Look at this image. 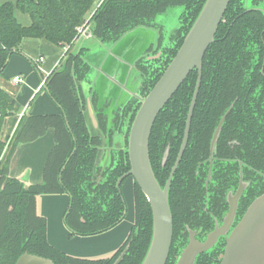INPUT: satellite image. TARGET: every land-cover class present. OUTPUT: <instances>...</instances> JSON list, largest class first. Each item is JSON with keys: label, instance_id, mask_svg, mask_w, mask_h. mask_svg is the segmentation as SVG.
<instances>
[{"label": "trees", "instance_id": "trees-1", "mask_svg": "<svg viewBox=\"0 0 264 264\" xmlns=\"http://www.w3.org/2000/svg\"><path fill=\"white\" fill-rule=\"evenodd\" d=\"M206 1L105 0L97 9L95 0H17L15 4H2L0 0V77L10 58L21 52V43L25 39H41L58 47H72L77 29L88 22V15L94 10L89 21L94 39L110 45L134 29L152 27L154 20L170 8L184 7L180 26L171 35L173 45L161 47L153 65L143 74L140 93L147 96L182 47ZM252 3L256 4L257 0ZM245 4L246 0H231L214 44L204 57L191 138L169 190L174 239L167 264H176L177 236L187 224L182 219L190 210V192L185 176L194 181V171L202 157L208 158L214 131L233 103L234 108L221 131L219 155L225 153L228 160H243L244 157L255 172H261L264 167V76L260 71L264 62V12L248 10ZM16 10L31 18V26L19 24L15 18ZM69 52L45 83L62 115L23 117L9 146L0 138V264H16L27 254L48 259L53 264H115L127 247V255L120 264H142L152 240L153 218L149 202L137 184L134 189L136 226L126 245L110 259H78L55 249L46 240L45 219L36 211L40 195H71L65 223L73 235L86 237L115 228L126 210L123 195L119 194L116 184L131 169L128 154L121 153L117 165L105 171V181L96 185L93 173L100 156L98 146L101 139L89 132L85 116L86 97L81 90V83L89 77L91 66L84 59V53L75 55ZM197 80L198 73L193 71L159 114L152 131L150 163L163 188L180 151ZM140 106L139 103L128 104L126 110L131 113L129 126ZM19 111L16 100L0 89V132L4 120ZM100 118V127L105 130L103 121L106 119ZM51 128L55 129L56 146L45 164L44 182L26 187L16 179H9V164L15 148L38 139ZM234 140L240 145L232 148L229 143ZM168 145L171 152L166 166H163L161 160ZM225 171L233 176L237 165L229 163ZM255 189L257 196L263 194L262 179L256 181ZM218 259L214 262L203 257L197 264H218Z\"/></svg>", "mask_w": 264, "mask_h": 264}, {"label": "water", "instance_id": "water-1", "mask_svg": "<svg viewBox=\"0 0 264 264\" xmlns=\"http://www.w3.org/2000/svg\"><path fill=\"white\" fill-rule=\"evenodd\" d=\"M230 2L231 0L206 1L197 20L184 38L182 47L173 57V60L165 69L162 77L152 88L153 90L142 100L141 107L131 126L128 143L131 169L129 173L119 178L117 188L120 189L121 183L126 180V178L132 177L140 187L142 193L145 194L150 208L152 209V240L142 264H166L169 259L174 227L172 211L169 204V190L173 181V175L180 165V161L186 150L185 147L192 121L191 117L200 92L204 57L209 48L214 44L215 36L219 29L218 27L226 15ZM157 33H160V30L157 28L153 30L152 28L139 27L125 34V36L116 43L104 45L98 41L101 46L105 47V52H100L97 49L95 51L89 50L88 54L99 52L100 56L103 53H105L106 56L108 55V59H104V55L102 56L107 71H101L108 76L111 81L103 79L97 84L100 86L103 82L100 104L107 99H114V97L119 94L118 87H128V84L125 85V83L128 76H130L129 74L132 72L133 76L136 75V65L145 57L152 45H155L156 41L160 38V34L157 36ZM143 38H150V40H140ZM126 42L127 44L124 47L123 45ZM140 43L143 44V55L140 57L132 56V52L139 48L138 44ZM109 59L112 61L111 64L108 62ZM112 67H114L113 72L106 73ZM92 69L95 68L91 65V70ZM193 71L199 73V79L188 116L189 120L185 132V140L181 147L182 149L176 161V165L170 175V179L163 188L157 178H155L152 164L150 163L149 143L152 136L151 132L157 121L158 115L167 106V103ZM131 82L132 80L130 83ZM112 110L114 111V109ZM236 207V202H234L232 204L231 213L225 220V226L211 235L207 243L201 245L191 238L192 242L190 246L184 251L177 264H194L196 258L208 250L212 244L217 241L220 235L226 234L233 222L232 220ZM242 220L243 221L234 229L231 234L232 236L228 240L227 252L221 264H264V195L251 204V207ZM122 259L123 257H121L116 264H119ZM16 264L53 263L50 260L27 254L23 255Z\"/></svg>", "mask_w": 264, "mask_h": 264}, {"label": "crops", "instance_id": "crops-1", "mask_svg": "<svg viewBox=\"0 0 264 264\" xmlns=\"http://www.w3.org/2000/svg\"><path fill=\"white\" fill-rule=\"evenodd\" d=\"M97 1V0H96ZM17 0H1L2 4L13 3ZM15 18L19 24L29 27L32 24L31 18L22 13L15 11ZM154 30V29H153ZM156 30V29H155ZM159 36V33H157ZM157 43V41H156ZM153 46V45H152ZM92 47V48H91ZM94 48V49H93ZM70 47L62 48L54 44L48 43L41 39H25L21 43V52L14 54L9 62L3 76L0 77V89L5 93H9L13 97L20 111L10 115L4 120L1 128L0 138L2 143L9 146L13 135L17 131L23 117H53L62 115V110L49 96L45 83L52 72L59 67L66 58V53ZM72 49V48H71ZM98 50L105 52V47L101 46L96 39L86 52L89 50ZM104 55V59H108V55ZM43 58V62L39 59ZM105 61L99 68L91 70L89 83L83 84V91L87 99V110L85 112L86 121L89 131L92 135H101L98 120H96L95 109L92 105L90 89L95 87L97 95L98 109H103L107 116L109 124V132H113V138L110 139V133L104 137V144L101 146L102 152L99 156L98 165L101 167L111 166L113 154L119 149L125 147V131L116 130L115 114L120 107L127 104L129 100L138 95L139 83H135L132 72L129 74L127 81L128 87H118L119 94L107 99L100 104L101 90L97 84L103 79L111 81V79L103 74ZM112 67L108 72H113ZM102 70V71H101ZM136 76V75H135ZM20 78L22 82L16 83L15 79ZM132 82L130 83V81ZM96 84V86H94ZM99 94V95H98ZM114 109V111L112 110ZM102 136V135H101ZM111 141L113 145L111 146ZM56 146L55 129H48L38 139L31 142L19 144L14 151L9 164V179H16L22 182L26 187L40 185L43 183L45 164ZM124 194L127 200L129 215L130 207L134 208L133 180L124 186ZM70 197L66 194L40 195L37 199V211L39 216L46 220L48 231L47 239L50 244L69 256L82 259L98 260L107 258L115 254L116 250L126 241L131 227L134 225L135 208L131 211V221L127 219L115 229L101 233L97 236L79 237L71 235L65 225V215L68 212Z\"/></svg>", "mask_w": 264, "mask_h": 264}, {"label": "flooded vegetation", "instance_id": "flooded-vegetation-1", "mask_svg": "<svg viewBox=\"0 0 264 264\" xmlns=\"http://www.w3.org/2000/svg\"><path fill=\"white\" fill-rule=\"evenodd\" d=\"M252 1L253 0H246L245 5H246L248 10H252V11H259L260 10V11L264 12V10L259 7L260 3L264 2V0H257L256 4H253ZM172 8H176V7H172ZM172 8H170V9H172ZM181 8H184V7H181ZM169 10L167 12H169ZM167 12L159 15L157 18L162 17L163 15L167 14ZM182 15H183V12H182ZM157 18L152 23V27H149L152 29L154 27H156L158 30H160V33H159L160 38L157 41V46L153 45L151 47V49L148 51V53L145 55V57L142 58L140 60V62L135 67L136 76L134 75L133 77H135L134 78L135 83L136 82L139 83L138 95L136 97H134L133 99L129 100V102H127V104L123 105L117 112H114L115 120H116L115 121L116 130L119 132H122L123 129H126V131L124 133L125 134V147H124V149H119L118 151H116L113 154V159H112V162L110 164L111 166L104 168V167H101L100 165H98L99 160L96 162V167H95L94 173H93V176H94L93 180H95L96 185L105 181V178H106L105 177V173H106L105 171H107L111 167L114 168L117 165V163L119 162L121 153H122V155H124L127 152L128 157H129L128 143H129V137H130V134H129L130 130H129L128 134H127V130L129 127H130L129 129H131L132 125L129 126L130 121L128 119H129L131 113H129L128 109L126 110V108H127L128 104H130V103H131V105H133V104L136 105L138 103L141 105L142 100L148 96V95L143 96L140 93L141 82H142V79L144 78L143 74L146 72V69L149 68V66L153 65V63L155 61L154 59L158 56L160 48L163 47L162 42L165 38L163 36V30L161 29V25L159 22H157ZM172 45L173 44H172V40H171V36H170V46H172ZM170 46L167 48H170ZM85 56H84V59H85ZM88 63L91 66V63L89 61H88ZM260 71H261L262 75L264 76V62H263V65H262ZM90 75H91V72L88 75L89 77H87L88 79L86 78L81 83V90L82 91H83V84L89 83L88 81L90 80ZM202 78H203V76H202ZM198 79H199V73H198ZM197 83H198V80H197ZM197 83H196V86H197ZM201 84H202V80H201ZM196 86H195V88H196ZM200 87H201V85H200ZM196 89L194 91V94L196 92ZM90 91H91V94L93 95L91 97L92 105L96 107V109H95L96 120H98L99 116L102 117V118H100L101 120H104V118L106 119L103 121L105 123V126H106L105 130L101 129L100 120H98L99 129H100V132L102 135V136H100L101 141H100V144L98 146V150H99L98 154L100 155V153L102 152V150H100V149H101V146H103V144H104L105 135L108 136V133H110V139H112L113 138V132H109V124H108L107 116L104 113V110L98 109V106H97V104H98L97 99L98 98H97V95L95 92V87L91 88ZM200 91H201V88H200ZM194 94H193V97H194ZM199 94H200V92H199ZM193 97H192V100H193ZM198 98H199V95H198ZM198 98H197V100H198ZM192 100L190 102L191 105H190L188 113L186 115V122H185V127L183 130L184 134L182 136L180 151H179V153L176 157V160L174 161V164H173V166H172V168L168 174V177H167L168 180L166 181V184L170 179V175L173 171V168L176 165V161H177V159L180 155L181 149H182L181 147H182L183 142L185 140V136H186L185 132H186L187 123L189 120L188 116H189L190 109L192 106ZM197 100H196V106L194 108V111H193V114L191 117L192 121L190 124L189 136H188L187 144L185 147L186 150L183 154L182 160L180 161V165L178 166L177 170L175 171L173 177L175 176L179 167L181 166V164H182L181 162L184 160L187 149H188L187 146H188L190 138H191V127H192V123L194 120L193 117H194V113H195V110H196V107L198 104ZM234 105H235V103H233L231 105V107L222 116L219 124L217 125V127L214 131L215 133H214L212 140L209 144V147H210L209 156L207 159L202 157V159L199 161V163H198V165L194 171L195 172V176H193L194 181H192L190 179V177H188V175L185 176L186 177V186L190 192L189 193V200H188V205L190 207V210L188 213L185 214V217L182 219V221L186 222L187 224L184 225V227L182 228L183 231L181 230L179 235L177 236V239H178V241H177L178 242L177 243L178 256L176 259V264L178 263L179 259L183 255L184 251L190 246V244L192 242L191 238H193L196 243L204 245L205 243H207L210 240L211 235H213L217 230H219L225 226V224H226L225 220L229 217V215L231 213L232 204L234 202H236L237 207H236V211L234 214V218L232 220L233 222H232L229 230L226 232V234L220 235L219 238L217 239V241L216 242L214 241L215 243H213L212 246L208 250H206L204 253L200 254L194 262V264H197L198 259L203 258V257L204 258L206 257L208 259H213V261L216 262L217 257H219L218 264H221L224 256L226 255V252H227L226 248L228 246V240L232 236L231 234L233 233L234 229L236 227H238L240 225V223L243 221L242 219L244 218V216L248 212V209L251 207V204L264 195V192H263V194H260L259 196H257L256 195L257 190L255 189L257 180L262 179V182H264V167L260 170L261 172H255V171H253L252 167L250 166L251 165L250 162L248 160H245L244 157H243V160H241L239 158L228 160L226 157H224L225 153L222 155H219L218 144H219V140H220V137L222 134L221 131H222V128H223L229 114L231 113L232 109L234 108ZM87 107L88 106H87V99H86L85 112L87 110ZM133 108H134V106H133ZM217 133H218V135H217ZM151 134H152V132H151ZM176 135H177V133L175 132V136ZM216 136H217V138H216ZM150 141H151V139H150ZM112 145H113V141H111V146ZM239 145L240 144L236 140L229 143V146H231L232 148H235L236 146H239ZM149 146H150V143H149ZM166 148L167 149L164 152V154L162 156V160H161V163L163 166H166V160L168 159L170 152H171V148L169 145ZM229 163H233V164L237 165V171H236V173L233 174V176L228 175L227 171H225V168ZM129 179L133 180V194H134L135 184H137V183L135 182V180L132 177L126 178V180H124L121 183L120 189L117 188L119 194L123 195L124 203H125V209H126L123 218L121 219V221L118 223L117 226L121 225V223H123L129 217V209L127 207L128 204H127V200H126V197H125V194L123 191L124 186L129 181ZM173 180H174V178H173ZM172 183H173V181H172ZM166 184H165V186H166ZM258 184H260V182H258ZM171 186H172V184H171ZM116 187H117V184H116ZM260 188L258 190H260ZM68 196L70 197V203H71L72 196L71 195H68ZM69 208H70V204H69V207L67 209L68 211H69ZM134 208H135V194H134ZM36 211H37V204H36ZM135 217H136V208H135ZM65 220H66V215H65ZM45 222H46V220H45ZM65 225H66V223H65ZM46 226H47V223H46ZM117 226H115V227H117ZM135 226H136V223H135V218H134V225L131 227L126 241L123 243V245H121L116 250V252H118L121 248H123L126 245V243L129 241L130 235L132 234V231L135 228ZM113 229H115V228H112L108 231H111ZM47 231H48V226L46 227V240H48L47 239ZM108 231H105V232H108ZM69 232H70V230H69ZM102 233H104V232H102ZM70 234L73 235L71 232H70ZM99 235H101V234H99ZM75 236H78V235H75ZM93 236H97V235H93ZM79 237H81V236H79ZM173 239H174V237H173ZM48 243L50 244L49 240H48ZM172 244H173V241H172ZM127 250H128V247L121 252L122 254L119 256V258L116 260V262L121 257L124 258L127 255ZM116 252L114 255H112L110 257L101 258V259H110L116 255ZM170 254H171V252H170ZM72 257H74V256H72ZM75 258H77V257H75ZM78 259H82V258H78ZM87 259H85V260H87ZM101 259H98V260H101ZM90 260H92V259H90ZM116 262H115V264H116Z\"/></svg>", "mask_w": 264, "mask_h": 264}, {"label": "rangeland", "instance_id": "rangeland-1", "mask_svg": "<svg viewBox=\"0 0 264 264\" xmlns=\"http://www.w3.org/2000/svg\"><path fill=\"white\" fill-rule=\"evenodd\" d=\"M98 1L99 0H97V1L95 0V2H96L95 7L97 9H99L104 4L105 0H103V1L100 0V1H102L101 5H100L101 2L100 1L98 2ZM259 7L264 10V2H261ZM183 10H184V8H181V7L172 8L169 10V12H167V14L163 15L162 17L157 18V22L160 23L161 29L163 30V36L165 37L163 42H162V45L164 48H167L170 46V36L174 33V31H176L179 28L180 18L182 16ZM94 14H95V10L92 11L88 15V17H89L88 21H90V19L93 18ZM90 31H91V25H90ZM92 34H93V32H92ZM140 40L149 41L150 38L149 39L143 38ZM140 40H139V42H140ZM93 43H94V35H93L92 39L80 38V40H78L77 42H73L72 47H70V49L71 48L72 49L71 50L69 49V51H70L69 53L75 54V55H80L82 52V53H84V55H86L85 56L86 61H89L94 68H99L100 65L103 63V57L100 56L99 52H92L91 54H88V52H84V50L90 49V46ZM126 44H127V42L123 46L125 47ZM138 45H139V48L132 52V56H139L140 57L143 55V49H144V48H142L143 44L140 43ZM155 46H157V43H155ZM108 62L111 64L112 61L109 59ZM94 86H96V84ZM102 86H103V82L100 84V87L98 88L99 91L102 89ZM131 211H134V208L132 207V205L130 207V215L127 218V221H131V216H132Z\"/></svg>", "mask_w": 264, "mask_h": 264}, {"label": "built area", "instance_id": "built-area-1", "mask_svg": "<svg viewBox=\"0 0 264 264\" xmlns=\"http://www.w3.org/2000/svg\"><path fill=\"white\" fill-rule=\"evenodd\" d=\"M102 1H100L101 2L100 5L102 4ZM77 32H78V34H77V37L75 38L74 42H77L78 40H80V38H84V39H92L93 38V34L90 31V22L89 21L84 23L83 25H81L80 28L77 29ZM43 61H44L43 58L39 59V62H43ZM15 82L19 83V82H22V80L20 78H16Z\"/></svg>", "mask_w": 264, "mask_h": 264}]
</instances>
